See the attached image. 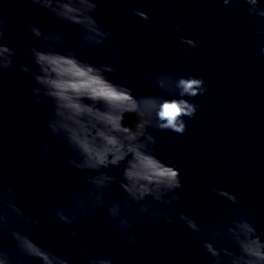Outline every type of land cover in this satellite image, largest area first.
I'll return each mask as SVG.
<instances>
[{"label": "clouds", "instance_id": "9594fccd", "mask_svg": "<svg viewBox=\"0 0 264 264\" xmlns=\"http://www.w3.org/2000/svg\"><path fill=\"white\" fill-rule=\"evenodd\" d=\"M48 14L47 27L32 21L23 29V52L18 60L15 40H6V29L18 16V0H0V73L9 69L30 81L24 92L34 106H44V133L36 141L32 159L50 161L54 170L76 173V184L57 199H47L50 218L65 228V239L80 264H114L104 251L106 241L81 225L100 217L122 237L119 248L126 255L138 243L135 230L153 224L183 225L200 234L204 226L184 211H170L181 199L179 168L160 157L153 131L183 134L187 120L199 105L193 99L207 92L203 77L153 73L146 81L150 94H134L132 80L121 73L127 63L110 41L118 37L97 19L100 0H27ZM230 5L235 0H220ZM251 23L264 19V0H242ZM121 10L145 24L149 15L122 0ZM71 29L73 39L66 38ZM176 34L185 54H195L197 43L182 34L179 25L164 24ZM254 38L264 57V30ZM104 53L95 62L89 53ZM120 74L119 80L110 78ZM126 117L130 118L126 122ZM115 168L119 176L108 170ZM55 192V176L51 177ZM123 193L116 198L112 185ZM213 203L223 200L235 207L228 218L217 219L200 240L208 264H264V232L243 211L236 194L213 188ZM159 205L154 207L153 205ZM41 223L21 204L16 186L0 177V264H75L73 256L49 246L36 234ZM97 250V251H94Z\"/></svg>", "mask_w": 264, "mask_h": 264}, {"label": "water", "instance_id": "95a60500", "mask_svg": "<svg viewBox=\"0 0 264 264\" xmlns=\"http://www.w3.org/2000/svg\"><path fill=\"white\" fill-rule=\"evenodd\" d=\"M122 0H100L97 19L116 33L118 40L109 44L118 48L127 61L121 73L132 80L134 94H150L146 81L155 72L173 75L189 73L203 77L207 92L194 98L199 105L187 120L186 131L176 134L153 131L158 154L175 164L182 176L181 199L170 211H184L195 216L205 231L195 234L183 225L150 224L135 230L138 243L126 255L119 252L124 243L120 234L96 218L81 225L82 234L103 238L114 264H208L200 247L217 219L227 220L235 207L226 201L211 200L213 188L227 190L244 203L243 211L264 232V57L259 55L254 34L264 30V19L253 24L242 0L223 5L220 0H128L129 7L146 12L151 22L125 14ZM18 16L6 29V40H15L23 52V29L35 21L47 27L45 10L18 0ZM179 25L183 35L197 43L189 56L176 40V34L164 24ZM73 39L72 30L65 29ZM104 53H89L85 58L95 62ZM120 74L110 78L119 80ZM30 81L22 73L9 69L0 73V177L16 186L25 210L41 223L36 235L52 248L73 256L80 264L63 225L48 215L46 201L59 199L76 184V173L54 170L50 161L39 164L32 159L36 141L44 133V106H34L25 86ZM130 119L126 117L127 120ZM119 176L115 168L108 170ZM55 176L57 190H51ZM112 193H123L116 184ZM159 207V205H153ZM97 251V250H94Z\"/></svg>", "mask_w": 264, "mask_h": 264}]
</instances>
